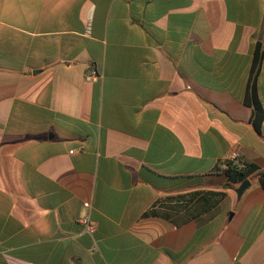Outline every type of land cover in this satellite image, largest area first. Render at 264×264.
<instances>
[{
    "label": "crops",
    "instance_id": "1",
    "mask_svg": "<svg viewBox=\"0 0 264 264\" xmlns=\"http://www.w3.org/2000/svg\"><path fill=\"white\" fill-rule=\"evenodd\" d=\"M262 41L264 0H0V264H264Z\"/></svg>",
    "mask_w": 264,
    "mask_h": 264
},
{
    "label": "trees",
    "instance_id": "2",
    "mask_svg": "<svg viewBox=\"0 0 264 264\" xmlns=\"http://www.w3.org/2000/svg\"><path fill=\"white\" fill-rule=\"evenodd\" d=\"M264 59V41L255 45L250 77L247 83L246 92L243 98L245 106L251 109V125L254 131L259 135L261 124L264 122V108L259 101L256 89L257 75L260 65ZM255 171V167L241 162H228L226 168L221 172L226 177L227 185H241ZM257 184L264 189V173L256 175Z\"/></svg>",
    "mask_w": 264,
    "mask_h": 264
},
{
    "label": "built area",
    "instance_id": "3",
    "mask_svg": "<svg viewBox=\"0 0 264 264\" xmlns=\"http://www.w3.org/2000/svg\"><path fill=\"white\" fill-rule=\"evenodd\" d=\"M99 78H101V74H99V72L95 69H88L83 74V80L86 83L95 82ZM237 158L238 154L236 152H231L226 155L218 164L220 171L222 172L226 168V164L228 162H237ZM86 206L89 207V204H87ZM78 221L81 225H83L85 232L89 233L90 235L95 232L96 226L90 222L88 217H81Z\"/></svg>",
    "mask_w": 264,
    "mask_h": 264
},
{
    "label": "water",
    "instance_id": "4",
    "mask_svg": "<svg viewBox=\"0 0 264 264\" xmlns=\"http://www.w3.org/2000/svg\"><path fill=\"white\" fill-rule=\"evenodd\" d=\"M250 186V183L248 180H245L243 183H241V185L236 189V194H237V197L240 198L241 195L243 194V192L249 188Z\"/></svg>",
    "mask_w": 264,
    "mask_h": 264
}]
</instances>
